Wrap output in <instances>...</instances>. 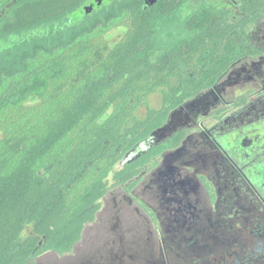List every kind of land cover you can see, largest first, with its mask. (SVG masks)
Instances as JSON below:
<instances>
[{
	"label": "trees",
	"instance_id": "16d2710c",
	"mask_svg": "<svg viewBox=\"0 0 264 264\" xmlns=\"http://www.w3.org/2000/svg\"><path fill=\"white\" fill-rule=\"evenodd\" d=\"M252 28L264 0H0V264L72 250L110 189L136 191L187 134L146 147L170 112L264 54Z\"/></svg>",
	"mask_w": 264,
	"mask_h": 264
},
{
	"label": "flooded vegetation",
	"instance_id": "af4514ba",
	"mask_svg": "<svg viewBox=\"0 0 264 264\" xmlns=\"http://www.w3.org/2000/svg\"><path fill=\"white\" fill-rule=\"evenodd\" d=\"M260 60L250 64L255 72L240 68L245 77L260 74ZM221 80L207 113L213 121L146 164L134 177L136 191L114 188V204L100 205L86 226L94 223L95 232L77 244L84 249L45 251L33 264H264V75L260 89L231 103Z\"/></svg>",
	"mask_w": 264,
	"mask_h": 264
},
{
	"label": "rangeland",
	"instance_id": "374dc122",
	"mask_svg": "<svg viewBox=\"0 0 264 264\" xmlns=\"http://www.w3.org/2000/svg\"><path fill=\"white\" fill-rule=\"evenodd\" d=\"M209 3H211L212 5H215L217 8H221L226 10L229 9L230 7V3L231 0H206ZM235 1V0H233ZM220 10V9H218ZM126 30L125 26L123 24H117L112 26L111 28H109L106 33H105V37L108 41V43L110 45L114 44L117 40L120 39V37L122 36V34L124 33V31ZM250 33L252 34L253 38L252 41L256 46H260L262 49H264V37L262 36L263 32L262 29L259 28H252L250 30ZM262 56L261 60L260 58L253 56V57H246L243 58L241 60H239L238 62H236L230 69L229 75L228 77H224V79H222L221 81H223V83H225L224 89L222 90L223 95L225 100L228 103H231L232 100H238V98H240V95L243 94L246 91H254L257 89H260L262 87L261 84V79L264 75V54H260ZM260 60L257 64L259 70H260V74L256 73L254 76V79H250L248 76L245 77V74H247L246 72H242L240 70V68L243 65H247V67L250 69H252V72H255L256 67L250 66V64L252 63V61H255V63H257L256 61ZM239 76V78H238ZM222 86V87H223ZM161 97L158 91L152 92L148 95L147 97V106L150 107H158L160 105L161 102ZM222 105V104H221ZM146 105L141 106L138 109V113L141 115L144 113L146 107ZM222 108V106L220 107ZM200 119L198 121L199 126L194 127L193 129L190 130L191 126H187L185 129L188 132H192V131H200V128H205L207 127V125H209L213 119L209 118L208 115H200ZM134 154V153H133ZM135 155V154H134ZM132 155V156H134ZM158 161H160V157L158 158ZM116 167H120V162L116 165ZM113 191L114 193L117 191V189H110L107 193V195L105 196V198L102 200L101 202V207L103 209V207H107L109 209V207L111 205L114 204L113 201ZM133 205V204H132ZM99 213V212H98ZM107 211L106 213L104 212V214H102V218L106 217ZM98 215V214H97ZM99 216V215H98ZM97 216V217H98ZM96 217V218H97ZM94 223H92L91 225H89L88 227L85 228L84 232H83V239L84 238H89L91 236V234H93L95 232L94 230ZM30 232V227H26L25 230L22 233V236H26L28 233ZM82 239V238H81ZM81 241V240H80ZM78 242V244H80L81 242ZM92 242V241H91ZM89 242V243H91ZM77 250H82L84 249L83 247H80L79 245L74 247ZM93 246H90V248L86 247V250H92Z\"/></svg>",
	"mask_w": 264,
	"mask_h": 264
},
{
	"label": "water",
	"instance_id": "95a60500",
	"mask_svg": "<svg viewBox=\"0 0 264 264\" xmlns=\"http://www.w3.org/2000/svg\"><path fill=\"white\" fill-rule=\"evenodd\" d=\"M155 1L156 0H144V5L146 7L151 6ZM98 2H100V0H98ZM217 93V86H213L195 97L186 100L182 105L170 112L167 121L162 126L155 129L147 138V141H152L153 138L160 140L162 137L166 136L167 133L188 125L192 117L197 118L199 115H206L215 104L214 102H217ZM177 151H175L174 154L177 153Z\"/></svg>",
	"mask_w": 264,
	"mask_h": 264
}]
</instances>
